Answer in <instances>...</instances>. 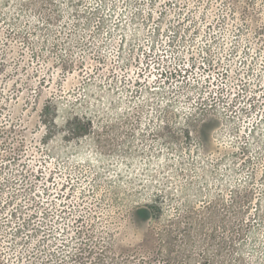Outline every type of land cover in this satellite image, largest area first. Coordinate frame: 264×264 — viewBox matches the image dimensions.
Wrapping results in <instances>:
<instances>
[{
	"label": "rangeland",
	"instance_id": "374dc122",
	"mask_svg": "<svg viewBox=\"0 0 264 264\" xmlns=\"http://www.w3.org/2000/svg\"><path fill=\"white\" fill-rule=\"evenodd\" d=\"M51 259L264 264V0H0V264Z\"/></svg>",
	"mask_w": 264,
	"mask_h": 264
},
{
	"label": "trees",
	"instance_id": "16d2710c",
	"mask_svg": "<svg viewBox=\"0 0 264 264\" xmlns=\"http://www.w3.org/2000/svg\"><path fill=\"white\" fill-rule=\"evenodd\" d=\"M178 1H180V0H178ZM186 1L193 3V1H199V0H186ZM83 128H84V126H82L79 123L78 125L77 124L75 125L74 130H77V131L80 132ZM152 217H154L153 210L150 207H148V206L135 208L133 210V213L129 216V221L132 224H138L140 222V223H142L144 225L143 228H144V231H145V235H144V238H142L143 241H140L139 247L137 248V247L133 246L132 243H129V247L131 248V250H134L135 253L141 254L140 256H144V253L147 252V248L149 246L148 239H149L150 235H149V229H148V226H149L148 222L152 219ZM127 234H129L132 238L134 236H139L140 237L139 231H128ZM54 260H56V259L48 260L49 261L48 264H50ZM141 260L143 262H145L144 261L145 257H142ZM56 264H59V263H56Z\"/></svg>",
	"mask_w": 264,
	"mask_h": 264
}]
</instances>
